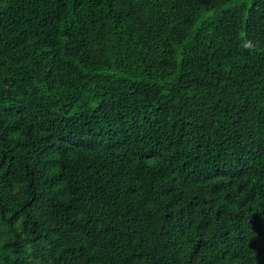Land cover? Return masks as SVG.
<instances>
[{
	"label": "trees",
	"instance_id": "16d2710c",
	"mask_svg": "<svg viewBox=\"0 0 264 264\" xmlns=\"http://www.w3.org/2000/svg\"><path fill=\"white\" fill-rule=\"evenodd\" d=\"M0 264H264V0H0Z\"/></svg>",
	"mask_w": 264,
	"mask_h": 264
}]
</instances>
